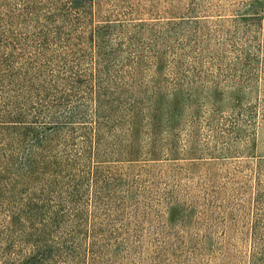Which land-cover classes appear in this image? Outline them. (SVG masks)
<instances>
[{"label": "trees", "instance_id": "trees-1", "mask_svg": "<svg viewBox=\"0 0 264 264\" xmlns=\"http://www.w3.org/2000/svg\"><path fill=\"white\" fill-rule=\"evenodd\" d=\"M130 1L0 0V264H116L159 201L143 173L232 153L238 118H216L241 86L215 81L218 57L170 51L198 19L130 18ZM249 204L248 264H264V191Z\"/></svg>", "mask_w": 264, "mask_h": 264}, {"label": "rangeland", "instance_id": "rangeland-1", "mask_svg": "<svg viewBox=\"0 0 264 264\" xmlns=\"http://www.w3.org/2000/svg\"><path fill=\"white\" fill-rule=\"evenodd\" d=\"M263 1H130L136 6L130 18L198 19L197 42L183 50L171 48V53H185L189 59L201 53L205 69L210 68L212 57L220 58L222 69L215 81L224 90L239 84L243 99L235 112L225 107L216 118L217 124L228 123L233 114L238 118V129L229 137L232 153L228 158L207 160L194 170L186 163L173 171L162 164L143 173L139 185H150L159 201L140 206L134 234L140 238L133 236L132 243L126 242L123 259L116 264H248L249 203L253 195L264 191V186L257 185L258 180L264 185V10L259 5ZM250 15L256 17L241 20ZM191 28L196 27L185 26ZM188 37L192 36H177ZM203 130L199 139L205 143L209 134ZM210 142L216 148L225 143Z\"/></svg>", "mask_w": 264, "mask_h": 264}]
</instances>
